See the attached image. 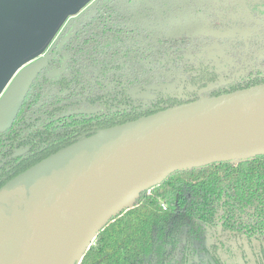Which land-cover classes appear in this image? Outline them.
Masks as SVG:
<instances>
[{
    "label": "trees",
    "instance_id": "1",
    "mask_svg": "<svg viewBox=\"0 0 264 264\" xmlns=\"http://www.w3.org/2000/svg\"><path fill=\"white\" fill-rule=\"evenodd\" d=\"M118 1L123 8L106 10L108 14L98 23H88L80 40L74 36L66 43L64 51L69 58L65 72L51 78L43 69L11 125L0 130V187L51 153L99 129L178 105H166L163 100L138 107L133 99L125 105L118 91L163 79L167 58L189 41L184 35H176L173 25L183 27L192 15L216 17V11L201 12L195 5L191 12L176 10L181 7L177 1L172 4L175 0H164L160 22L151 15L147 2L126 5L123 0L115 3ZM192 1L198 5L210 2L225 15L256 2ZM113 19L117 22L108 25ZM94 65L97 70L93 71L90 68ZM240 87L235 84L214 95ZM84 98L107 106L108 111L102 108L104 118L99 119L98 113V118L92 116L99 120L94 123L83 115L59 116ZM84 120L97 126L83 135L68 137L84 130L88 125ZM24 147H28L26 152L14 154ZM208 238L209 246L203 243ZM224 241L231 247L224 246ZM198 252H206L203 264H225L222 252L231 262L264 264V154L169 174L104 225L78 264H199L194 259Z\"/></svg>",
    "mask_w": 264,
    "mask_h": 264
},
{
    "label": "water",
    "instance_id": "2",
    "mask_svg": "<svg viewBox=\"0 0 264 264\" xmlns=\"http://www.w3.org/2000/svg\"><path fill=\"white\" fill-rule=\"evenodd\" d=\"M21 1L0 0V130L47 65L40 57L12 72L29 43ZM260 154L264 82L99 129L0 187V264H78L104 225L169 174Z\"/></svg>",
    "mask_w": 264,
    "mask_h": 264
},
{
    "label": "flooded vegetation",
    "instance_id": "3",
    "mask_svg": "<svg viewBox=\"0 0 264 264\" xmlns=\"http://www.w3.org/2000/svg\"><path fill=\"white\" fill-rule=\"evenodd\" d=\"M92 1L95 3L84 13L78 11L66 17L65 31L59 28L50 45L38 57L46 58L47 65L44 69L49 77L57 78L65 72L69 56L64 51V47L71 38L76 36L77 40H80L86 33L84 28L89 22L96 24L113 9L123 8L120 7V2L115 3V0H91L90 2ZM163 1L123 0L126 5L147 2L151 15L160 22L162 10L165 8ZM170 1L167 0V2ZM176 1L181 5L175 8L176 10L183 8L191 12V8L195 5L201 12L205 9L211 12L216 11V17L192 15L190 19L184 21L183 27L175 23L173 27L176 28V35H184L189 41L185 45L176 47L177 54L172 56L170 54L167 58L168 61H165L167 70L165 69L163 79L119 90L125 105H129L128 99L137 101L135 105L138 107H140L138 104L141 107L153 106L163 100L166 101V105L175 102L181 104L193 101L200 95L214 96V92L230 89L235 84L241 86L238 89H242L264 82V0H256L251 7L233 10L228 15L221 14L220 10H217L216 6L211 5L210 2H201L198 5L192 0H185L184 3L175 0L170 3L173 4ZM106 10L108 13L105 12ZM113 21L114 19L110 20L108 25L112 26L117 22ZM90 69L97 70V66L94 65ZM102 108L108 111L107 106H97L91 100L84 98L78 101L74 109H69L59 116L64 118L83 115L86 119L90 117V120L95 123L99 121L98 113L101 114L99 119L104 118ZM81 109L90 112L68 115L69 112ZM91 121L84 120L88 124L84 130L69 134L68 137L74 138L85 134L90 128L94 129L97 125H89ZM27 149L28 147L18 148L14 154H23ZM18 152L21 153L18 154Z\"/></svg>",
    "mask_w": 264,
    "mask_h": 264
},
{
    "label": "rangeland",
    "instance_id": "4",
    "mask_svg": "<svg viewBox=\"0 0 264 264\" xmlns=\"http://www.w3.org/2000/svg\"><path fill=\"white\" fill-rule=\"evenodd\" d=\"M24 1V2H23ZM21 1V14L24 18V27L21 30L20 36L24 38L26 35L29 39L28 46L25 44L22 48L20 56L21 60H17L12 72L19 70L23 65L38 58L47 49L53 40L55 33L59 28L65 31L64 21L66 17L75 12H83L87 10L95 1L91 0H23ZM91 3V4H90ZM79 12V13H80ZM82 14V13H81ZM51 24L56 25L55 31L49 36L46 35L45 31ZM61 29V31H62ZM48 36V37H47ZM28 42V41H27ZM26 50V51H25ZM16 51V50H15ZM25 52V53H24ZM18 58V57H17ZM11 72V73H12ZM11 78V76H10ZM240 243V241L238 240ZM207 246L211 244V239L208 238L203 241ZM234 248H235V241ZM224 246L231 247L229 242L224 241ZM206 253V252H205ZM205 253H197L194 258L200 261L199 264H203L205 260ZM225 264H239L238 262H231L230 259L225 258V254L222 252Z\"/></svg>",
    "mask_w": 264,
    "mask_h": 264
}]
</instances>
